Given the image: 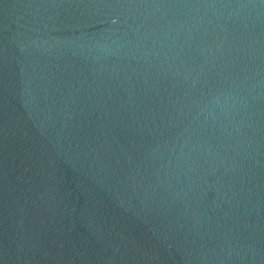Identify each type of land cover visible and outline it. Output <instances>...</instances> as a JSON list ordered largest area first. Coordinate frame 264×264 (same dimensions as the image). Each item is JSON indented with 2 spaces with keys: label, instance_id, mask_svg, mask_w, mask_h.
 I'll return each instance as SVG.
<instances>
[{
  "label": "water",
  "instance_id": "95a60500",
  "mask_svg": "<svg viewBox=\"0 0 264 264\" xmlns=\"http://www.w3.org/2000/svg\"><path fill=\"white\" fill-rule=\"evenodd\" d=\"M0 264H264V0H0Z\"/></svg>",
  "mask_w": 264,
  "mask_h": 264
}]
</instances>
